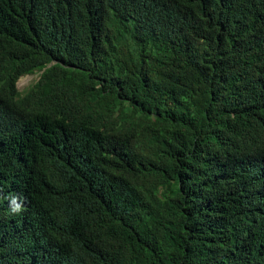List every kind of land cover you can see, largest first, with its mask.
I'll list each match as a JSON object with an SVG mask.
<instances>
[{
  "label": "trees",
  "instance_id": "trees-1",
  "mask_svg": "<svg viewBox=\"0 0 264 264\" xmlns=\"http://www.w3.org/2000/svg\"><path fill=\"white\" fill-rule=\"evenodd\" d=\"M38 72L0 226L15 184L55 223L0 264H264V0H0V99Z\"/></svg>",
  "mask_w": 264,
  "mask_h": 264
},
{
  "label": "clouds",
  "instance_id": "clouds-1",
  "mask_svg": "<svg viewBox=\"0 0 264 264\" xmlns=\"http://www.w3.org/2000/svg\"><path fill=\"white\" fill-rule=\"evenodd\" d=\"M30 75L36 77L35 81L20 89L17 81ZM39 75L40 72L18 77L13 83L16 97L0 99V149L9 150L22 143H30L45 127L55 129L63 127L61 115L41 113L21 100L38 84ZM59 156L64 160H71L74 157V150L69 146H62L59 149ZM19 175L22 177L23 172L20 171ZM7 190L8 197L1 196L5 223L0 226V248L23 247L29 241L33 229H36L38 234L34 239L45 237L53 227L55 218H52L47 210L33 207L29 193L22 185L15 184ZM46 222L50 225L46 226Z\"/></svg>",
  "mask_w": 264,
  "mask_h": 264
},
{
  "label": "rangeland",
  "instance_id": "rangeland-1",
  "mask_svg": "<svg viewBox=\"0 0 264 264\" xmlns=\"http://www.w3.org/2000/svg\"><path fill=\"white\" fill-rule=\"evenodd\" d=\"M35 78L36 77L34 75L22 77L17 81V85L19 86L20 89H22L27 85L33 83L35 81Z\"/></svg>",
  "mask_w": 264,
  "mask_h": 264
}]
</instances>
